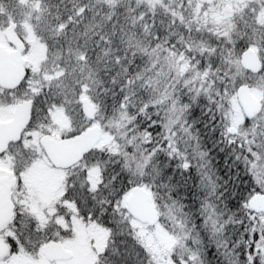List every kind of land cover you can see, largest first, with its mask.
Instances as JSON below:
<instances>
[{"label":"snow or ice","instance_id":"obj_1","mask_svg":"<svg viewBox=\"0 0 264 264\" xmlns=\"http://www.w3.org/2000/svg\"><path fill=\"white\" fill-rule=\"evenodd\" d=\"M0 264H264V0H0Z\"/></svg>","mask_w":264,"mask_h":264}]
</instances>
